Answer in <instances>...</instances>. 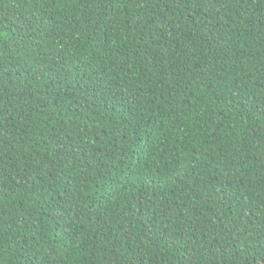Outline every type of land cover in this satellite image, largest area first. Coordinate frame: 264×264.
I'll return each mask as SVG.
<instances>
[{
	"label": "trees",
	"instance_id": "16d2710c",
	"mask_svg": "<svg viewBox=\"0 0 264 264\" xmlns=\"http://www.w3.org/2000/svg\"><path fill=\"white\" fill-rule=\"evenodd\" d=\"M0 264H264V0H0Z\"/></svg>",
	"mask_w": 264,
	"mask_h": 264
}]
</instances>
